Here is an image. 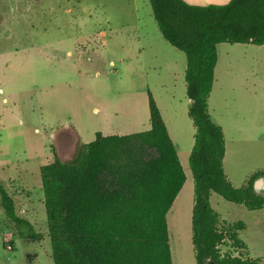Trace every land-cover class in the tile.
<instances>
[{
	"label": "rangeland",
	"instance_id": "rangeland-1",
	"mask_svg": "<svg viewBox=\"0 0 264 264\" xmlns=\"http://www.w3.org/2000/svg\"><path fill=\"white\" fill-rule=\"evenodd\" d=\"M217 52L209 111L225 134V173L241 188L264 172V46L223 43ZM186 69L185 53L163 37L150 0H0V182L24 217L32 196L33 232L41 236L33 241L32 231L8 226L0 199V264H54L45 206L36 202L40 188L44 198L41 167L55 157L71 161L98 132L149 130V92L168 121L187 177L167 216L173 264H197L190 166L195 134L188 144L186 124L185 144L176 136L183 116L196 132ZM211 204L223 220L245 223L239 237L251 257L260 258L264 211L216 193ZM221 250L239 255L230 243Z\"/></svg>",
	"mask_w": 264,
	"mask_h": 264
},
{
	"label": "trees",
	"instance_id": "trees-1",
	"mask_svg": "<svg viewBox=\"0 0 264 264\" xmlns=\"http://www.w3.org/2000/svg\"><path fill=\"white\" fill-rule=\"evenodd\" d=\"M163 37L186 55L188 115L196 128L190 155L194 176L192 243L197 264H264L250 255L239 232L244 222L229 223L213 208L216 193L250 211L264 209L254 191L256 173L241 188L224 170L226 139L209 111L218 63L217 46H264V0H231L198 6L184 0H150ZM151 128L130 135L105 136L82 144L68 162L58 157L40 169L54 264H173L167 216L187 177L152 93ZM3 213L16 228L33 225L15 197L0 182ZM40 242V241H39ZM230 243L238 256L222 253Z\"/></svg>",
	"mask_w": 264,
	"mask_h": 264
},
{
	"label": "crops",
	"instance_id": "crops-1",
	"mask_svg": "<svg viewBox=\"0 0 264 264\" xmlns=\"http://www.w3.org/2000/svg\"><path fill=\"white\" fill-rule=\"evenodd\" d=\"M186 3H188V4H190V5H198V6H209V5H225V4H228L231 0H184ZM223 44V43H222ZM232 45V44H231ZM233 45H236V44H233ZM182 72H183V68H182ZM159 107V106H158ZM159 109H160V111H161V114H162V117H163V119H164V121H165V124H166V126H167V129H168V132H169V135H170V138L172 139V141H173V143H174V145H175V147H176V149H177V152H178V147L176 146V142H175V140H174V138H173V136H172V133H171V130H170V126L168 125V121H167V119H166V117L164 116V113H163V111H162V109L159 107ZM189 112V111H188ZM211 114V113H210ZM216 115V114H215ZM212 117V116H211ZM186 119V117L184 118V116H183V118H182V124L180 125L179 124V134H177L176 136H177V141H178V143L179 144H185V136H186V134H187V132L189 133V131L188 130H185V129H183V126H184V128H185V126H186V124L189 126L190 125V131H191V133L190 134H188V136H190V138H191V140H192V143H190V142H188V144H193V136H194V134L196 133V132H194L193 131V128H192V126H191V124H188V122L185 120ZM213 119V118H212ZM191 122H192V120H191ZM193 123V122H192ZM194 126V125H193ZM151 128V127H150ZM196 130V129H195ZM79 133V132H78ZM176 136H175V138H176ZM194 144H195V136H194ZM193 147H194V145H193ZM193 149V148H192ZM227 149V148H226ZM188 150H190V149H188ZM192 152V151H191ZM226 153H227V151H226ZM187 154H190V151L189 152H187ZM178 155H179V153H178ZM191 155V154H190ZM188 156V155H187ZM180 158V157H179ZM1 167V166H0ZM41 192H42V190H41V188H40V191L37 193V197H38V201H36V202H39V203H43L44 204V198L42 197V194H41ZM181 193V192H180ZM180 195V194H179ZM178 195V196H179ZM212 197V196H211ZM31 198H32V196H29L27 199V204L29 205V208H28V211H31L30 212V214L27 216H25V218L31 223V225H35V223H36V211H35V209L33 208V206H34V201H31ZM178 198V197H177ZM45 206V205H44ZM27 209V208H26ZM22 211H26V210H22ZM259 211H264V209H262V210H259ZM2 212H3V210H2ZM28 214V213H27ZM262 220H264V218L262 219ZM5 222L7 223L8 222V226H12L13 227V224H11L10 223V221L5 217ZM262 223H264V222H262ZM260 234H262V235H264V224H262L261 225V229H260ZM39 242V241H38ZM262 251L264 252V247H262ZM260 259H262L263 261H264V253H262V255H261V257H260Z\"/></svg>",
	"mask_w": 264,
	"mask_h": 264
},
{
	"label": "water",
	"instance_id": "water-1",
	"mask_svg": "<svg viewBox=\"0 0 264 264\" xmlns=\"http://www.w3.org/2000/svg\"><path fill=\"white\" fill-rule=\"evenodd\" d=\"M254 191L258 194L261 195L260 193L264 191V176L259 177L255 182H254ZM260 192V193H259ZM264 196V195H263Z\"/></svg>",
	"mask_w": 264,
	"mask_h": 264
}]
</instances>
